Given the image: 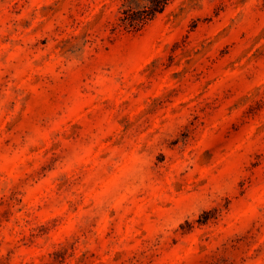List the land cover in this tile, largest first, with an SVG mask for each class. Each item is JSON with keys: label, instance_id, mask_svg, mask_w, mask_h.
Listing matches in <instances>:
<instances>
[{"label": "rangeland", "instance_id": "1", "mask_svg": "<svg viewBox=\"0 0 264 264\" xmlns=\"http://www.w3.org/2000/svg\"><path fill=\"white\" fill-rule=\"evenodd\" d=\"M0 264H264V0H0Z\"/></svg>", "mask_w": 264, "mask_h": 264}, {"label": "trees", "instance_id": "2", "mask_svg": "<svg viewBox=\"0 0 264 264\" xmlns=\"http://www.w3.org/2000/svg\"><path fill=\"white\" fill-rule=\"evenodd\" d=\"M165 6V2L163 1H156L155 4H153L152 6L145 8L142 12V15L138 18V22H144L146 21L148 18H152L157 12H160L163 10ZM135 23V22H134ZM136 25V24H134Z\"/></svg>", "mask_w": 264, "mask_h": 264}]
</instances>
